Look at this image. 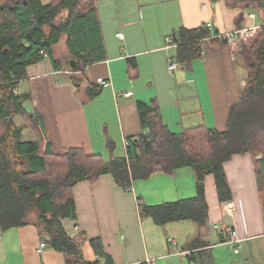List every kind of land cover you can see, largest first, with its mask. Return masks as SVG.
Instances as JSON below:
<instances>
[{
	"label": "crops",
	"instance_id": "obj_1",
	"mask_svg": "<svg viewBox=\"0 0 264 264\" xmlns=\"http://www.w3.org/2000/svg\"><path fill=\"white\" fill-rule=\"evenodd\" d=\"M97 8L106 59L70 72L67 59L72 55L63 34L59 41L65 42L64 58L56 55L59 42L53 50L64 69L58 70L49 58L28 66L15 91L25 95L23 109L37 113L40 124L34 129L28 124L32 121L18 115L22 138L24 127H29L34 132L29 140L44 139V146L48 144L55 153L83 148L106 162L112 155L124 157L130 141L135 142L143 131L139 101L156 105L173 132L197 126L226 128L231 107L246 86L248 71L241 43L233 51L216 34L254 26L256 35L243 43L253 42L263 24L261 10L243 3L233 6L228 0H97ZM204 23L213 25L214 35L200 42L198 58L187 66L180 64L174 34L181 27L193 29ZM169 38L173 41L168 42ZM171 61L179 63L173 71L169 70ZM69 74H76L80 85ZM99 77L106 78L110 86L97 83ZM90 87L101 92L90 97ZM129 91L132 95L126 96ZM224 169L231 189L229 201L219 200L212 175L205 178L208 224L220 227L216 241L201 238V228L187 225V220L158 224L143 211L146 205L195 197L192 167L172 173L157 171L148 179L134 181L130 190L119 186L111 174H102L95 183L81 180L73 189L78 216L64 221V226L71 235H86L83 243L89 244L95 256L89 262L104 259L88 239L98 240L113 264H191L190 255L197 251L194 245L201 241L210 244L215 261V249L224 244L232 245L234 252L241 247L235 252L240 255L247 245L256 247L264 239V192L250 153L233 155ZM234 229L241 240L238 244L232 243L226 232ZM220 233L228 241L222 242ZM46 237L34 222L0 229V264H69L66 254L50 245L38 252ZM169 237L178 245L170 248Z\"/></svg>",
	"mask_w": 264,
	"mask_h": 264
},
{
	"label": "trees",
	"instance_id": "obj_2",
	"mask_svg": "<svg viewBox=\"0 0 264 264\" xmlns=\"http://www.w3.org/2000/svg\"><path fill=\"white\" fill-rule=\"evenodd\" d=\"M228 1L233 6L251 5L264 13V0ZM63 10L68 12L67 17L55 24ZM63 34L67 35L69 53L80 58L81 69L106 59L97 0H0V229L34 222L47 236L48 245L66 254L69 264H101V260L89 262L80 257L86 235H71L64 226V221L78 216L73 189L81 180L95 183L102 174H111L125 189L157 171L172 173L192 167L196 175L195 197L144 206L143 211L158 224L192 220L206 225L209 206L205 178L212 175L219 200L229 201L231 189L224 163L235 154H251L260 191L264 192V19L258 37L241 43L248 76L224 130L197 126L173 132L156 105L139 101L143 131L138 142L131 140L126 156L112 155L107 162L101 155L87 154L83 148L55 153L48 144L44 146V139L23 140V125L16 122L21 115L32 121L28 124L34 129L40 124L37 113L23 109L26 97L15 89L27 75L28 66L46 58L58 70L64 69L53 50ZM213 34L206 23L193 29L181 27L174 34L178 62L187 66L198 58L200 42ZM70 78L80 85L76 74ZM89 90L90 97L101 92L98 87ZM108 144L113 152V142ZM219 237L222 242L228 241L221 233ZM88 240L106 264H113L98 240ZM194 246L197 251L190 255L191 261L216 264L209 243L201 241Z\"/></svg>",
	"mask_w": 264,
	"mask_h": 264
},
{
	"label": "rangeland",
	"instance_id": "obj_3",
	"mask_svg": "<svg viewBox=\"0 0 264 264\" xmlns=\"http://www.w3.org/2000/svg\"><path fill=\"white\" fill-rule=\"evenodd\" d=\"M44 2H48L49 0H43ZM68 15V12L66 10H63L62 12L59 13V15L56 17L54 23L55 24H60ZM48 30V29H47ZM65 45V42H60L57 44L55 47L56 49V55L58 57L64 58V50L62 49ZM21 118L17 117L16 122L20 124L22 120ZM40 131V128L37 129V132ZM34 132L31 128L29 127H24V136L23 140H29L31 137L33 138ZM263 195V203H264V193ZM187 225H194L195 227H200L202 230V235L200 236L201 238H204L205 240L208 239L209 241H216L217 235L220 232V230L215 229L216 224H206L204 226L198 225L196 222L192 220H187L186 221ZM219 226V225H218ZM189 227V226H187ZM258 246L254 247L251 245H247L245 249H242V253L240 255H236L234 252V249L232 245H222L218 248L215 249L214 255L216 257V264H264V239L259 240ZM241 249V247H240ZM239 249V250H240ZM93 250L89 246V244L83 243L82 245V254L84 255L85 259L90 261L93 259L95 256L93 254Z\"/></svg>",
	"mask_w": 264,
	"mask_h": 264
},
{
	"label": "built area",
	"instance_id": "obj_4",
	"mask_svg": "<svg viewBox=\"0 0 264 264\" xmlns=\"http://www.w3.org/2000/svg\"><path fill=\"white\" fill-rule=\"evenodd\" d=\"M254 14H250V17H254ZM208 26L210 27V29L214 30V27L211 23L208 24ZM117 35L119 37L123 36L122 32L117 33ZM214 35V34H213ZM256 35V27L252 26V27H247V28H242V29H236L234 31L231 32H225L221 35L216 34V36H220L225 43H227L231 49L233 51H236L239 49V45L242 42H248L250 41L254 36ZM173 39L169 38L168 42H172ZM179 66V63L176 61H171L169 64V70L173 71L174 69H176ZM97 83H99L102 87H108L110 86V82L104 78V77H99L97 78ZM126 96H131L132 92L129 91L127 93H125ZM127 190H130V187L127 188ZM215 229H219L218 225H215ZM231 234V242L238 244L241 240L237 237V231L234 229L230 232ZM168 244L170 246V248L175 247L178 245V241L176 239H173L171 237L168 238ZM48 246L47 241H43L40 243V246L38 248V252H42L44 250V248H46ZM238 249H235V252H238ZM101 264H106L104 261L101 262ZM191 264H196L195 262H191Z\"/></svg>",
	"mask_w": 264,
	"mask_h": 264
},
{
	"label": "water",
	"instance_id": "obj_5",
	"mask_svg": "<svg viewBox=\"0 0 264 264\" xmlns=\"http://www.w3.org/2000/svg\"><path fill=\"white\" fill-rule=\"evenodd\" d=\"M219 31L216 29L215 30V33H218ZM68 63H69V71L70 72H77V71H80L82 70L81 69V61H80V58L76 57V56H71V57H68L67 59ZM135 142L137 143L138 142V139L136 138L135 139ZM81 258H83V255L80 256Z\"/></svg>",
	"mask_w": 264,
	"mask_h": 264
}]
</instances>
